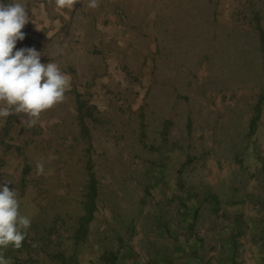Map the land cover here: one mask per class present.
<instances>
[{
  "label": "rangeland",
  "instance_id": "obj_1",
  "mask_svg": "<svg viewBox=\"0 0 264 264\" xmlns=\"http://www.w3.org/2000/svg\"><path fill=\"white\" fill-rule=\"evenodd\" d=\"M20 2L17 48L58 63L69 86L35 126L0 117V183L31 218L22 247L0 255L211 264L220 252L259 264L264 0Z\"/></svg>",
  "mask_w": 264,
  "mask_h": 264
},
{
  "label": "clouds",
  "instance_id": "obj_2",
  "mask_svg": "<svg viewBox=\"0 0 264 264\" xmlns=\"http://www.w3.org/2000/svg\"><path fill=\"white\" fill-rule=\"evenodd\" d=\"M56 3L63 6L65 0ZM28 22L20 0H0V117L23 114L21 122L35 126L45 111L64 99L69 80L58 63L41 62L43 55L34 46L17 48V42L25 39L22 29ZM36 168L44 172L43 163ZM8 184L12 183H0V249H19L31 218L21 214L17 190H10ZM0 264L10 261L0 255Z\"/></svg>",
  "mask_w": 264,
  "mask_h": 264
},
{
  "label": "crops",
  "instance_id": "obj_3",
  "mask_svg": "<svg viewBox=\"0 0 264 264\" xmlns=\"http://www.w3.org/2000/svg\"><path fill=\"white\" fill-rule=\"evenodd\" d=\"M231 244V249H233L232 247H233V245H234V241L233 240H231V239H227V240H223L222 239V241L220 240V241H218V246L220 247V249L222 248V245L223 246H225L226 244ZM230 247V246H229ZM200 251V250H199ZM204 251V250H203ZM224 251V250H223ZM184 250L182 251V253L184 254ZM188 253H187V255L188 256H192V251H190V250H188L187 251ZM220 253V252H219ZM219 253H217V254H214L213 256H214V258H212V261H211V264H237L236 262H234V260H229V261H227L226 259V257L224 258V255L222 254V260L221 259H219L218 258V254ZM195 253H193V256L190 258H188L189 259V261H191V263H189V264H195L194 263V261L197 259V257L199 256V255H197V254H195ZM229 255H231L230 253H229ZM181 256H183V255H181ZM215 256H216V258H215ZM187 259V260H188ZM229 259V258H228ZM170 261H168V263L167 264H178V263H176V261L174 260V261H172V263L170 262ZM180 264H182V262L180 263ZM259 264H264V256L262 257V259H260V263Z\"/></svg>",
  "mask_w": 264,
  "mask_h": 264
}]
</instances>
